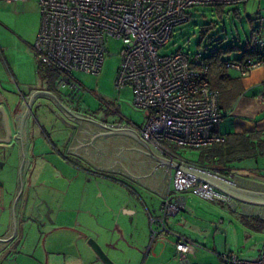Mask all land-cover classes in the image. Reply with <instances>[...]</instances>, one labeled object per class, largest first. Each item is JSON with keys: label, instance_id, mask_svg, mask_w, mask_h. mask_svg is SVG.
<instances>
[{"label": "crops", "instance_id": "1", "mask_svg": "<svg viewBox=\"0 0 264 264\" xmlns=\"http://www.w3.org/2000/svg\"><path fill=\"white\" fill-rule=\"evenodd\" d=\"M3 4H14L19 17L15 20L11 16L8 19L4 17ZM28 8L34 10L36 21V30L30 42L25 40L26 49L32 52L40 24L38 0L10 3L0 0V40L7 52L9 49L14 50L7 40L8 34H13L23 42L26 15L30 13ZM259 34L264 37V31L260 28ZM47 73L38 82L34 79L24 81V91L19 95L9 88H2L4 82L1 72L0 139L3 138L4 127L11 126L13 134L19 129L12 110L19 104L16 108L21 114L24 113V101L27 102V96L33 90L48 91L72 112L112 125L97 117L101 116L137 131L135 125L139 124L110 115L105 108L93 109L88 103L86 92L74 100L69 94L58 90L54 82L55 74L51 71ZM229 73L232 77H239L240 93L231 105L222 109L225 114L214 127L216 133L224 135L264 130V101L259 98L264 90V68H256L244 77L233 70H229ZM54 96L36 93L29 101L32 118L21 127L25 149V163L21 170L23 189L14 210V234L4 246L0 242V264H104L88 244L90 238L117 264H136L143 250L149 247L153 229L157 231L155 251H148V258L151 255L152 261L162 254L164 244H171V254L182 264L188 263L189 257L195 258L198 246L193 254H188L184 259L175 253L177 235L196 243L198 239L174 229L173 217H184L181 225L194 233L193 227L201 224L203 214L207 212L200 201H217H208L190 192H173L172 197L181 203V209L165 219V230L160 229L155 219L161 215V204L167 194L171 173L176 168L160 163L141 142L125 133L98 135L92 140L93 147L89 142L91 137L111 128L67 113ZM6 115L8 121L5 122ZM83 142L89 143L81 145ZM182 160L185 164L211 173L217 167L208 164L207 160L198 163L190 159ZM16 164L20 169V159ZM232 166L230 164L221 176L247 188L264 191V175L247 168L250 172L240 176ZM17 192L18 188L14 193ZM28 192L37 195L35 204L41 199L46 201L52 222L38 224L23 220L22 203ZM187 197L193 199L188 201ZM9 199H13V195ZM221 202L229 205L242 203L229 198ZM40 208L42 212L46 211L43 204ZM5 210L8 219L5 225L0 224V238L10 236L13 230L11 208L7 206Z\"/></svg>", "mask_w": 264, "mask_h": 264}, {"label": "built area", "instance_id": "2", "mask_svg": "<svg viewBox=\"0 0 264 264\" xmlns=\"http://www.w3.org/2000/svg\"><path fill=\"white\" fill-rule=\"evenodd\" d=\"M247 1L38 0L40 24L32 53L38 65L55 74L56 88L78 100L86 89L72 73L100 74L105 38L119 39L121 59L114 88H132V104L145 113L143 122L135 125L140 136L162 155L183 163L172 147L200 150L224 142V136L214 132L224 113L219 108L218 91L210 87L209 62L202 51L189 55L183 50L160 53V49L170 42L173 29L189 20L192 7L233 6ZM247 49L250 55L226 61V67L242 77L255 68H264V37L257 29L252 31ZM259 98L264 101V90ZM212 173L222 175L216 168ZM192 180L196 185L187 186ZM173 192H190L208 201L227 199L208 183L175 169L161 215L155 219L162 230L166 229L165 219L181 209ZM152 232L154 236L157 233L155 229ZM197 246L177 235L174 249L184 259ZM220 258L222 264H264V251L250 260L240 259L233 252Z\"/></svg>", "mask_w": 264, "mask_h": 264}, {"label": "rangeland", "instance_id": "3", "mask_svg": "<svg viewBox=\"0 0 264 264\" xmlns=\"http://www.w3.org/2000/svg\"><path fill=\"white\" fill-rule=\"evenodd\" d=\"M3 8L5 10L2 9V15L7 19L10 16L12 20L19 17L16 15L14 4H3ZM234 8L237 9V15L232 12ZM28 11H30L29 8ZM189 13V20L173 29L170 42L160 49V53L183 50L192 55L201 50L206 55L213 47L234 43L240 47V50L231 52L225 58L235 59L241 55L252 29L259 27L264 31V20H262L264 18V0H248L244 4L224 6L222 16H218L214 7L210 6L192 7ZM35 23L34 10L31 9L30 13L26 15V30L24 31L26 35L23 42L13 34L7 36V40L14 50L9 49L7 52L0 40V76L2 72L4 82L2 88H9L19 95L24 91V81L34 79L38 82L39 79L41 80L48 74L47 71L49 70L36 64L33 53L26 49V41L30 42L32 33L36 30ZM208 24H211V27L202 34V29ZM121 48L122 43L119 39L107 36L100 74L73 72L72 75L86 89L85 94L88 103L93 109L105 108L108 109L110 115L119 119L141 124L145 113L132 104V88L127 86L120 91L114 88V79L121 59ZM172 150L177 157L182 159H200V152L197 149L175 146L172 147ZM252 158L232 162L233 170L240 176H245L244 172L248 173L249 170H256L257 173L264 175V158H257L256 162L255 157ZM247 168L251 169L248 170ZM251 173L254 174V172ZM13 177V173L7 170L2 173V178L5 180ZM21 185L23 189V182ZM187 198L188 201L193 199ZM216 201L209 203L200 201L202 208L207 212H204L201 224L199 223L198 227H193L194 233L181 225L184 223V217L180 215L173 217L175 219L173 222L174 229L179 232H186V234L188 233L198 239L196 256L195 258L189 257L186 264H222L220 256L227 252L235 253L240 259L257 258L264 251V220L259 214H243L240 203L229 205L220 200ZM194 202L197 203V201ZM9 211L11 213V210ZM7 219L8 212L5 210L0 219V224L5 225ZM179 219L180 223H177ZM150 236L149 247L143 250L136 264H182L176 256L171 254V244H164L162 254L158 255L154 261H152L151 255L148 258L149 249L151 253L155 251L156 244V235L154 236L152 233ZM159 250L160 248L157 249L158 253Z\"/></svg>", "mask_w": 264, "mask_h": 264}, {"label": "water", "instance_id": "4", "mask_svg": "<svg viewBox=\"0 0 264 264\" xmlns=\"http://www.w3.org/2000/svg\"><path fill=\"white\" fill-rule=\"evenodd\" d=\"M36 93H46V94H50V95L54 96L53 94L49 93L48 91L33 90L27 96V102L24 101L25 116H23V118L21 119L20 127H19L21 164H20V169H19V174H18V193L15 196V198L13 197L14 199H9V197L12 196V192L10 190V185L12 184L13 181L11 178H6L7 179L6 180L7 186L5 185L4 192H3V195L1 198L2 205H0V219L2 218V214H4V211L7 208V206L9 207V205H10L11 215H12V220H13V230H12L10 236H8L6 238H0V242H2V244H1L2 246H4L9 241V239L13 236L14 231H15L14 210L16 207L17 199L22 192L21 170H22L23 164L25 163V152H24V142H23L24 138L22 137L23 135L21 136V133H22L21 127H22V125L27 124V122L29 120V116L31 115L29 101H30V98ZM56 100L59 102L58 105L60 107H62L63 110L66 111L67 113H72L76 117L85 118V119H88V120L95 122L98 125L111 128V130H109L107 132L106 131H100V132L95 133V135L93 137H91V140L89 141V142H91V144H92V140L96 136L101 135V134H111V133L128 134L131 137L138 140L139 142H141L148 149V151L150 153H153V155L160 161V163H166L167 165H170L171 167H174L176 169L181 170L185 174H188L190 176L195 177L198 180H201L205 183H208L209 185H211L215 189H217L220 192H222L223 194H225L227 196V198H229V199H234V200L243 202V203H240L243 214H252V213L259 214L261 219L264 220V191H257V190L247 188V187L242 186V185H240L234 181H230L229 179H227L225 177H222V176L216 175L214 173H211L209 171H206V170H203V169H200V168L179 162L177 160H174V159L172 160L168 157H165V156L159 154L157 152V150L150 143H148L146 140H144L142 137H140L138 132L133 130L132 128L117 124L113 121L107 120L101 116L96 115L99 119H101L105 122H110V123H112V125H108V124L98 122V121L90 118L89 116L68 110V108H66L65 105H63L61 101H59L57 98H56ZM18 105L19 104H17L13 110H16V107H18ZM9 134L10 133L8 131V135ZM2 142L4 144H0V151L4 154H5V152H7V158L9 160H11V162H12L16 156L15 155L16 150L14 149V143L8 144V142H9L8 140L2 141ZM89 142H83L81 145H86ZM81 145H79V146H81ZM92 146L95 147L93 144H92ZM73 147L76 148L78 146H73ZM98 152H99V149H98ZM7 171L12 173L13 166L11 165V168H9ZM143 176H145V175H143ZM189 185H196V184L193 181V183L187 184V186H189ZM34 192H35V190H34ZM36 198H37L36 194L30 195L29 192L24 197V201L22 203V210H23V214H24L23 220L24 221L30 220L31 222H37L38 224H44L43 222H46V221L52 222L53 220L51 219V216H50L48 204L46 203V201L44 199H41L39 201V203L35 204L34 201L36 200ZM244 203H248L251 205L244 204ZM5 204H7V205H5ZM41 204H43L46 207L45 212H42V210L40 208ZM253 205H258V206H253ZM88 244L91 246V248L94 250V252L97 254V256L100 258V260L104 264H117L115 261H113L107 255V253L103 250V248L94 239L90 238L88 240Z\"/></svg>", "mask_w": 264, "mask_h": 264}, {"label": "trees", "instance_id": "5", "mask_svg": "<svg viewBox=\"0 0 264 264\" xmlns=\"http://www.w3.org/2000/svg\"><path fill=\"white\" fill-rule=\"evenodd\" d=\"M218 16H222L224 13L223 5L213 6ZM232 12L237 15V9H232ZM264 20V18H262ZM211 24H208L202 29V34L206 31ZM258 30L256 27L251 30ZM250 33V36H251ZM250 36L246 39L245 45L242 49V53L238 58L232 60L242 59L246 55H250L251 52L247 49ZM240 50L238 45L234 43L226 46L213 47L208 54L205 55L209 62L208 77L210 87L216 89L219 93V108L221 111L226 105L232 104L240 93L239 77H232L229 73V68L226 67V61L231 60L225 58L233 51ZM225 114V111H223ZM214 132L216 133L215 129ZM224 142L214 143L211 146L202 148L200 151V159L195 162H205L208 164H214L216 169L221 173H226L227 168L234 161H239L244 158H252L264 156V130H254L247 133H227L224 134Z\"/></svg>", "mask_w": 264, "mask_h": 264}, {"label": "flooded vegetation", "instance_id": "6", "mask_svg": "<svg viewBox=\"0 0 264 264\" xmlns=\"http://www.w3.org/2000/svg\"><path fill=\"white\" fill-rule=\"evenodd\" d=\"M12 114H14V117H15L14 120L16 122L18 121L17 125H19V127H20V122H21V119L23 118V116H25V112L21 114L19 112V109L16 108V110H12ZM31 118H32V114L29 116V119H31ZM6 121H8L7 115L5 117V122ZM2 130H3V138L0 139V144H4L2 141H6V140L9 141L8 144L14 143V149L16 150L15 151L16 152V154H15L16 160H13L11 162V160H9L7 158V152H5V154H4L0 151V205H2L1 198H2V195L4 192L5 185L7 186L6 180L2 178L3 171L11 168V165L12 166L15 165V166H13V171H12V173L14 175V177L12 178L13 182L10 185V190L12 192L13 197L15 198L16 193H14V192L17 191V188H18V174H19V167L17 166L16 161H18L20 159V164H21V158H19V157H21L20 142H19L20 130L17 128L16 133L13 134L11 126H9V125L6 128L4 127ZM8 131L10 133L9 135H8ZM24 152H25V149H24ZM17 153L18 154L20 153L19 156H17Z\"/></svg>", "mask_w": 264, "mask_h": 264}]
</instances>
